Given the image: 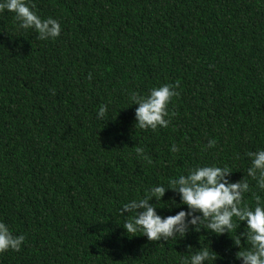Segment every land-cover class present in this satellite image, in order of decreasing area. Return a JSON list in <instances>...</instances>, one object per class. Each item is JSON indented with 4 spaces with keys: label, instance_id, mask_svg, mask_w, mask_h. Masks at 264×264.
Wrapping results in <instances>:
<instances>
[{
    "label": "trees",
    "instance_id": "16d2710c",
    "mask_svg": "<svg viewBox=\"0 0 264 264\" xmlns=\"http://www.w3.org/2000/svg\"><path fill=\"white\" fill-rule=\"evenodd\" d=\"M31 5L61 33L39 40L0 13V221L25 236L0 264H181L208 246L214 264H241L232 239L247 228L235 217L229 233L189 225L183 238L149 241L126 233L133 214L119 209L212 165L227 166L230 182H248L242 204L264 202L246 155L264 149V0ZM164 84L179 93L168 127L140 129L130 95ZM101 105L109 120L96 118ZM173 200L179 194L166 189L150 203L162 217L186 210L169 208Z\"/></svg>",
    "mask_w": 264,
    "mask_h": 264
},
{
    "label": "clouds",
    "instance_id": "9594fccd",
    "mask_svg": "<svg viewBox=\"0 0 264 264\" xmlns=\"http://www.w3.org/2000/svg\"><path fill=\"white\" fill-rule=\"evenodd\" d=\"M11 12L20 29H32L38 33L39 40H51L59 37L60 23L49 17L41 19L31 5V0H0V13ZM179 93L175 85L164 84L153 87L146 96L131 94L129 99L135 108V123L140 129L167 128L170 123L168 105L173 97ZM96 118L109 120L108 108L101 105ZM215 141L210 140L208 147L214 146ZM172 152L179 149L175 144L171 146ZM143 149L137 147L136 153L142 154ZM251 161L247 175L256 180L257 186L264 189V149L246 154ZM230 169L219 166H197L189 169L186 175L169 180L170 187L155 185L148 189L140 198L124 203L119 209L120 216L133 215L126 220L122 227L126 233L135 234L142 231L149 241H167L183 238L189 232H199L202 228L220 235L229 233L237 225L233 218L244 222L247 231L240 233L233 240L239 251L236 258L241 264H264V202L256 197L255 207L242 204L244 193L248 192L249 184L246 180L230 182L228 179ZM166 189H171L179 194V204L174 200L167 205L171 207L186 206L174 215L161 216L157 214L154 204L150 201L162 202ZM127 213V215H125ZM198 213V215H194ZM135 236V235H134ZM241 237L249 244V248L241 251ZM25 242V236L13 235L9 226L0 221V253L20 251ZM190 247V246H189ZM210 247L202 248L192 253L189 257L181 259V264H214L217 259L215 252Z\"/></svg>",
    "mask_w": 264,
    "mask_h": 264
}]
</instances>
